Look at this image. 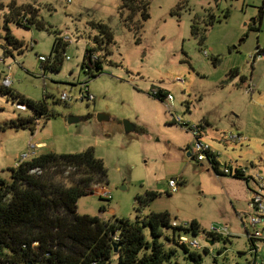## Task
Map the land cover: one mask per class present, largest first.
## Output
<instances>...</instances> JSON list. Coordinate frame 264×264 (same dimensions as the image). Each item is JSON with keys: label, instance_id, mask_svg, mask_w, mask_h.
Returning <instances> with one entry per match:
<instances>
[{"label": "rangeland", "instance_id": "rangeland-1", "mask_svg": "<svg viewBox=\"0 0 264 264\" xmlns=\"http://www.w3.org/2000/svg\"><path fill=\"white\" fill-rule=\"evenodd\" d=\"M15 1L34 3L47 29L8 22L25 48L4 56L5 8L0 9V57L11 65L9 88L28 98H44L53 114L38 118L32 131L12 127L10 119L31 112L16 110L15 99L0 92V176L8 180L7 168L24 155L92 146L106 167L107 183L79 196V213L134 219L166 210L178 223L195 219L203 228L226 226V242L209 244L203 234L187 235L199 244L201 264H264V240H257L254 253L247 239L252 231L245 216L251 182L215 174L207 160L187 154L195 140L188 127L201 123L206 133L201 139L215 149L220 163L240 164L264 179V56L253 58L258 48L264 49V12L258 19L262 0H149V16L137 33L119 17V0ZM208 14L215 18L212 25L206 24ZM92 20L108 24L113 32L110 54L95 76L81 64ZM192 20L203 34L201 44L190 31ZM55 32L72 41L64 47L59 69H44L38 56L49 57ZM241 75L247 81H240ZM82 82L93 100L59 99L62 93L78 94ZM157 87L172 99L152 96ZM98 114L107 118L98 120ZM69 116L78 120L68 122ZM177 116L186 124L172 121ZM123 120L134 129L125 132ZM229 133L242 138L228 139ZM63 174L54 180L67 184ZM170 178L176 179L175 189L168 186ZM150 189L159 194L139 206L136 196ZM259 227L264 236V226ZM173 258L191 264L179 249ZM108 264H118L117 256L111 255Z\"/></svg>", "mask_w": 264, "mask_h": 264}, {"label": "trees", "instance_id": "trees-1", "mask_svg": "<svg viewBox=\"0 0 264 264\" xmlns=\"http://www.w3.org/2000/svg\"><path fill=\"white\" fill-rule=\"evenodd\" d=\"M148 5L149 0H119V17L137 33L149 16ZM3 8L4 56L12 54V49L22 52L25 48L23 40L10 32L8 22L47 29L38 17L39 9L34 3L9 0L4 5L0 3V9ZM263 12L264 0L258 7L259 20ZM214 21L213 15L208 14L206 24L212 25ZM89 25L93 32L86 35L88 43L81 64L86 73L95 76L110 54L113 32L102 21L92 20ZM190 31L199 37L201 44L203 34L194 20ZM66 44L55 32L49 60L41 62L44 69H59ZM260 53H264V49L258 48L255 52ZM93 55L96 58L92 60ZM215 62L216 58L213 59ZM234 73V69L229 71L230 75ZM244 79L241 75L240 81L244 82ZM156 89L157 93L150 91V94L165 100L169 92L160 87ZM0 92L10 95L14 102L25 103L31 112L10 119L7 124L12 127H26L32 131L38 118L46 120L49 114H53L48 112L44 98L25 97L2 85L1 81ZM210 162L215 174L229 175L219 171L218 161L212 159ZM7 170L8 180L0 176V259L12 264H108L113 254L117 256L118 264H182L173 258L177 249L191 264H201L202 253L198 249L177 241L181 233L203 234L214 241H228L229 234L212 233L195 219L171 225L173 219L166 210L138 214L134 219L116 216L103 219L98 215L79 213L76 204L79 196L93 192L96 185L107 183L106 167L102 159L94 154L92 146L75 152H41L9 166ZM57 174H63L67 184L54 180ZM229 176L241 178L246 183L249 180L238 171ZM158 194V191L150 189L136 199L140 206ZM247 239L250 249L255 248L254 240ZM165 242L172 246L166 247ZM202 252H207V248L203 247Z\"/></svg>", "mask_w": 264, "mask_h": 264}, {"label": "built area", "instance_id": "built-area-1", "mask_svg": "<svg viewBox=\"0 0 264 264\" xmlns=\"http://www.w3.org/2000/svg\"><path fill=\"white\" fill-rule=\"evenodd\" d=\"M2 1L3 0H0V2H2ZM60 38L63 42H66V43L72 41V39L68 35H60ZM260 55L264 56V53L254 54L253 58L257 57V56L259 57ZM65 57L68 58L67 55H65ZM95 58H96V55H93L92 60ZM38 59L40 60V62H46L49 60V57L39 55ZM1 64L4 66L2 69H0L1 84L9 87V85L11 84V79H10V74L8 71H9L11 65L5 64V60L3 57H0V65ZM177 80H182V78H177ZM248 89H251L250 85H248ZM151 92L155 94V93H157V89L153 88L151 90ZM59 99L62 101H69L71 99H79V100L86 99L87 101H89V100H93V95H91L89 93L87 84L85 82H82L80 84L78 94H76L75 96H68L65 93H62L60 95ZM171 99H172V95L168 93L165 97V100L170 101ZM168 105H169V103L167 102V106ZM13 106L18 111H26L27 110L26 104L23 102H13ZM173 120L176 122L182 123L184 125L186 124L185 122H182L178 116L176 118H173ZM188 129L192 131V133L195 137V140H194L192 146L189 148L188 153L197 161L207 160L209 167H211L212 164L210 161L212 159L216 160V156H213L214 153L210 150V147L208 144H206V143H204L198 139L199 127L197 125L196 126L191 125L190 127H188ZM227 138L237 141V139H241L242 136L240 134L229 133ZM211 154H212V157L210 156ZM24 159H26L25 155L16 163V165ZM220 166H222V169L220 168ZM218 167L220 168L219 171L223 174L232 175L238 171L240 174H243L245 176V173H246V170L244 167L232 166V165L226 164L225 162H223V163L218 162ZM251 177L254 181V186L252 187V189H250V196H249L248 202H247L248 210L245 212V216H246L248 225L250 227H252V231L247 234V237L252 238L254 240L255 248H253L252 251H254V253H256V251H257V244H256L257 240H264V236L261 234L262 228L259 227V225L264 226V179L260 176V174L258 172L251 175ZM168 186L171 189H175L176 188V179L170 178L168 180ZM104 192H105V190H104ZM180 224L181 223H178L176 220L171 221V225L176 226V225H180ZM208 230L211 231L212 233H219L222 235L228 234L226 226L219 227V228L211 226L208 228ZM188 234H190V233L189 232L181 233L178 236L177 241L179 243H184L191 248H196V247L198 248V246H199L198 242L195 239H189L187 237ZM0 264H12V263L7 261V260L0 259Z\"/></svg>", "mask_w": 264, "mask_h": 264}, {"label": "crops", "instance_id": "crops-1", "mask_svg": "<svg viewBox=\"0 0 264 264\" xmlns=\"http://www.w3.org/2000/svg\"><path fill=\"white\" fill-rule=\"evenodd\" d=\"M243 76H244V75H243ZM244 77H245V76H244ZM244 81H247V79L245 78ZM163 89H164V88H163ZM168 92H169V91H168ZM169 94H171V93L169 92ZM198 127H199L198 139H199L200 141H202V142H204V143H206V144L209 145L210 150L216 155V160L219 162V159H218V157H217V153H216L215 149H214L212 146H210V144H209L204 138L201 139V135L206 134V133H205V128H203V125H202L201 123L198 124ZM37 144H38V145H41V144H43V143H42V142H37ZM36 154H38V153H36ZM187 154L189 155L188 152H187ZM190 157H192V156H190ZM219 163H220V162H219ZM229 165H232V166H241L240 164H231V163H229ZM219 169H220V168H219ZM252 171H253V170H252ZM252 171H246V173H245V176L249 177V181L251 182V184H250L251 189H252V187L254 186V181H253L251 175H253V174L256 173L255 171H254V172H252ZM249 191H250V189H249ZM249 196H250V192H249L248 198H249ZM240 218H241V217H240ZM241 225H243V223H241ZM228 234H229V233H228Z\"/></svg>", "mask_w": 264, "mask_h": 264}, {"label": "water", "instance_id": "water-1", "mask_svg": "<svg viewBox=\"0 0 264 264\" xmlns=\"http://www.w3.org/2000/svg\"><path fill=\"white\" fill-rule=\"evenodd\" d=\"M106 118H107V115H105V114H98L97 115V119L98 120H102V119H106ZM77 120H78L77 116H69V117H67V121L68 122H75ZM122 124H123V128H124L125 132H129V131L134 129V125L132 123H130L128 120H123ZM191 159H193V157H191ZM204 240L207 243H209V244H212L214 242L213 239H210V238H207V237H205Z\"/></svg>", "mask_w": 264, "mask_h": 264}]
</instances>
